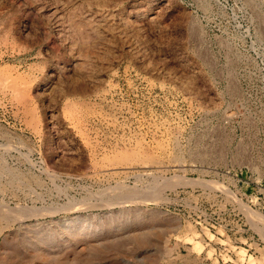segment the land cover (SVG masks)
<instances>
[{
    "label": "rangeland",
    "instance_id": "374dc122",
    "mask_svg": "<svg viewBox=\"0 0 264 264\" xmlns=\"http://www.w3.org/2000/svg\"><path fill=\"white\" fill-rule=\"evenodd\" d=\"M1 211L0 264H264V0H0Z\"/></svg>",
    "mask_w": 264,
    "mask_h": 264
},
{
    "label": "bare ground",
    "instance_id": "6f19581e",
    "mask_svg": "<svg viewBox=\"0 0 264 264\" xmlns=\"http://www.w3.org/2000/svg\"><path fill=\"white\" fill-rule=\"evenodd\" d=\"M14 78V77H13ZM13 81V80H12ZM13 83V82H12ZM2 84V83H1ZM23 83H21V85H22ZM15 85V84H14ZM17 85V84H16ZM24 85V84H23ZM19 86V85H18ZM14 87V86H13ZM24 88V87H23ZM27 88V87H26ZM14 89V88H13ZM21 90V89H20ZM23 90V89H22ZM25 90V89H24ZM19 91V90H18ZM23 92V91H22ZM7 93V92H6ZM21 93V92H20ZM25 93V92H24ZM3 94V93H2ZM22 94V93H21ZM25 100V99H24ZM26 101V100H25ZM24 107V106H23ZM67 107V106H66ZM25 109V108H24ZM72 109V108H71ZM79 115V114H78ZM100 116V115H99ZM32 121V120H31ZM143 141V140H142ZM140 142V141H139ZM165 149V148H164ZM118 154V153H117ZM154 163V162H153ZM126 166V165H125ZM95 168V167H94ZM111 172V171H110ZM12 174V173H11ZM100 174V173H99ZM96 175V174H95ZM144 175V174H143ZM92 176V175H91ZM94 176V175H93ZM151 176V175H150ZM95 177V176H94ZM138 178V177H137ZM18 181V180H17ZM118 182V181H117ZM151 182H149V184H150ZM24 184V183H23ZM11 186V185H10ZM124 186V185H123ZM154 186V185H153ZM155 186H156V184H155ZM119 188V187H118ZM121 188V187H120ZM151 188V187H150ZM18 189V188H17ZM104 191V190H103ZM157 191V190H156ZM119 192V191H118ZM148 192H149V190H148ZM111 194V193H110ZM119 194H121V193H119ZM129 194V193H128ZM158 194V193H157ZM122 195V194H121ZM135 195V194H134ZM114 197H116V196H114ZM128 196H119V197H117L118 199H125V198H127ZM155 197V196H154ZM131 198H132V196H131ZM115 199V198H114ZM128 199V198H127ZM4 207V206H3ZM18 211V210H17ZM4 212H6L7 213V211L5 210ZM2 213V214H1ZM18 213V212H17ZM8 214V213H7ZM0 215H4L3 214V212L1 211L0 212ZM11 215V214H10ZM253 215V214H252ZM14 216V215H13ZM13 221H14V219H12ZM260 223V222H259Z\"/></svg>",
    "mask_w": 264,
    "mask_h": 264
}]
</instances>
